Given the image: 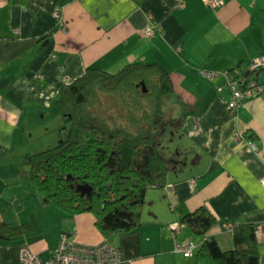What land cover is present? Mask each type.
Listing matches in <instances>:
<instances>
[{
  "label": "crops",
  "instance_id": "crops-1",
  "mask_svg": "<svg viewBox=\"0 0 264 264\" xmlns=\"http://www.w3.org/2000/svg\"><path fill=\"white\" fill-rule=\"evenodd\" d=\"M180 1L35 0L25 6L0 0V170L19 163L30 129L49 131L43 124L66 83L89 68L116 73L132 63L159 62L170 71L174 90L167 101L182 120L174 137L183 139L180 147L189 159L185 167H171L165 187L151 188L140 229L109 238L94 213L44 205L25 178L28 187L15 193L13 178L0 173V212L7 209L14 225L33 226L0 238V264H20L24 244L50 258L64 235L83 245L110 239L125 264H194V255L186 257L176 246L199 244L201 237L179 220L201 206L217 215L210 231L217 236L226 235L232 222L257 224L264 264V91L245 97L235 110L226 87V71L248 68L264 55V0H218L216 6L189 0L187 8ZM55 27L42 47L40 37ZM203 69L218 74L211 79ZM237 131L255 133L260 149L234 142ZM11 206L17 217L8 214Z\"/></svg>",
  "mask_w": 264,
  "mask_h": 264
},
{
  "label": "trees",
  "instance_id": "trees-1",
  "mask_svg": "<svg viewBox=\"0 0 264 264\" xmlns=\"http://www.w3.org/2000/svg\"><path fill=\"white\" fill-rule=\"evenodd\" d=\"M10 2L30 6L35 0ZM57 28L40 37L42 47ZM228 71L231 80L239 79L242 87L263 83L264 70L240 64ZM141 82L149 87L148 92L140 88ZM226 87L231 91L228 82ZM173 88L170 71L159 62L132 63L116 73L89 68L66 83L55 103L62 112L60 129L67 128V135L58 144L27 156L28 185L44 205H56L69 214L94 213L106 238L140 229L148 191L168 184L173 165L163 143L179 120L165 110ZM117 98L123 105L117 104ZM245 133L257 140L255 133ZM217 220L207 206L181 215V224L201 237L192 254L194 264H260L257 224L232 222L226 235L217 236L210 232ZM32 229L29 222L14 225L7 209L0 212L1 239Z\"/></svg>",
  "mask_w": 264,
  "mask_h": 264
},
{
  "label": "built area",
  "instance_id": "built-area-1",
  "mask_svg": "<svg viewBox=\"0 0 264 264\" xmlns=\"http://www.w3.org/2000/svg\"><path fill=\"white\" fill-rule=\"evenodd\" d=\"M205 1L213 6L219 4L218 0ZM189 5V0L180 1V6L183 8H187ZM155 29L150 33L154 34ZM250 67L253 70H264V55L256 57ZM203 73L211 79H214L218 74L217 71L209 69H203ZM226 74L228 75L229 88L231 89L229 104L235 110L244 106L245 97L257 95L264 91V83L257 82L247 87H242L239 79L232 81L229 71H226ZM223 88L224 86L218 87L219 90ZM242 140H245L255 150L260 149V144L256 139L247 137L245 132L237 131L233 141L237 143ZM261 183L264 187V175L261 178ZM191 184L195 185L196 179H191ZM196 247L197 244L195 242H190L186 245L178 242L176 251L182 252L186 256H191ZM20 264H125V259L122 256L120 247L110 239L104 240L99 245H83L64 235L60 239L53 255L46 259L36 253L30 245L24 244L21 247Z\"/></svg>",
  "mask_w": 264,
  "mask_h": 264
},
{
  "label": "rangeland",
  "instance_id": "rangeland-1",
  "mask_svg": "<svg viewBox=\"0 0 264 264\" xmlns=\"http://www.w3.org/2000/svg\"><path fill=\"white\" fill-rule=\"evenodd\" d=\"M140 88L142 89V86H140ZM147 89H149V87ZM117 99H118L117 104L123 105V101H121L119 98H117ZM118 105H117V107H118ZM173 108H174V106H173V103H172L171 98H170L165 105V110L166 111L170 110V112L172 111V113H173ZM115 113H119V109L116 108ZM118 120H121V119L118 118ZM39 124H40V122H38L37 125H39ZM61 124H62V112H61L60 108L56 105L53 108V110L51 112H49L47 120L43 124L44 127L50 128L49 131L46 132V130H45L46 134H45V132L43 134H39L36 132L34 134H31L32 129H30V131L28 132V135H27L26 148L20 150L21 153H19V156H18V159H20L21 163L19 161V163L17 165H13V166H9V167H5V166L2 167V169L0 170V173H3L5 176H11L13 178V182L16 184V186H14V187L12 186V191H14L15 193H18V191L21 192V189L23 187H28L24 181L27 177L25 174V169H24V163L25 162L28 163L27 156H29V154H31V153L36 152L37 150L46 149V148H49L51 146H54L60 142V139L62 137L63 138L66 137L67 128L60 129ZM182 142H184L183 139L179 138L177 135L174 137V135H172L171 132H167L165 134V138L163 139V143L167 146L164 149L165 155L168 158V162L170 164H173L172 166L177 165L176 162L178 160H180V162H181L184 159L183 157L178 156L179 148H181L180 146H181ZM186 143L189 144V141L186 140ZM168 146L171 147V150L168 149L169 148ZM187 156H188V153H187ZM195 158L193 160H195ZM187 160L189 162V159H187ZM190 164L191 163H189V165ZM28 165H29V163H28ZM189 165H188V167H189ZM185 166H187V165L181 164L180 167H185ZM29 170H30V165L28 166V171ZM151 191H153V190L151 189L148 191L147 196ZM150 206L151 205L148 204L147 198H146L144 210L146 211L147 208H150ZM8 211H9L8 214H10V216L11 215L15 216V217L18 216L17 215L18 209H16V206H11ZM145 217L147 218V216H145ZM143 219L145 220V218H143Z\"/></svg>",
  "mask_w": 264,
  "mask_h": 264
},
{
  "label": "water",
  "instance_id": "water-1",
  "mask_svg": "<svg viewBox=\"0 0 264 264\" xmlns=\"http://www.w3.org/2000/svg\"><path fill=\"white\" fill-rule=\"evenodd\" d=\"M139 86H142V89H143L144 92H147V91H148V89H147V85H146L145 82H141V83L139 84ZM181 124H182V120L179 119V120L177 121V123L174 125V127H173V129H172V131H171V134H172V135L176 132L177 129L180 128ZM185 154H187V153L185 152ZM183 158H184V159H183L181 162L178 160V161L176 162V164L178 165V162H179V164L187 165V164H188V160H187V159H188V156H187V155H184Z\"/></svg>",
  "mask_w": 264,
  "mask_h": 264
},
{
  "label": "flooded vegetation",
  "instance_id": "flooded-vegetation-1",
  "mask_svg": "<svg viewBox=\"0 0 264 264\" xmlns=\"http://www.w3.org/2000/svg\"><path fill=\"white\" fill-rule=\"evenodd\" d=\"M179 129H177L176 130V132L178 131ZM172 131V129L171 130H169L168 132H171ZM176 132L173 134V135H175L176 134ZM185 149L184 150H182L181 148H179V152H178V156H180V157H184V155H187V154H185ZM180 161V160H179ZM176 167L177 166H181V164H179V162H178V165H175Z\"/></svg>",
  "mask_w": 264,
  "mask_h": 264
}]
</instances>
